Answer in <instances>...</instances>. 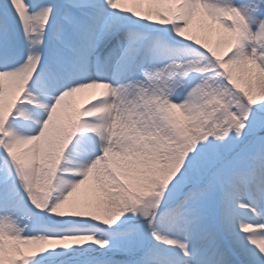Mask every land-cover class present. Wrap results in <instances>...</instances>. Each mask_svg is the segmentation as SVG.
Returning <instances> with one entry per match:
<instances>
[{"label":"snow or ice","instance_id":"1","mask_svg":"<svg viewBox=\"0 0 264 264\" xmlns=\"http://www.w3.org/2000/svg\"><path fill=\"white\" fill-rule=\"evenodd\" d=\"M0 264H264V0H0Z\"/></svg>","mask_w":264,"mask_h":264},{"label":"rangeland","instance_id":"2","mask_svg":"<svg viewBox=\"0 0 264 264\" xmlns=\"http://www.w3.org/2000/svg\"><path fill=\"white\" fill-rule=\"evenodd\" d=\"M139 7L143 8V9H147L148 8V5L147 4H144V5H140ZM215 27V26H213ZM210 39V42H214L215 40V33H212L209 37ZM88 100V94L85 92V93H81V94H78L77 96V101L78 103L80 104H84L86 103Z\"/></svg>","mask_w":264,"mask_h":264}]
</instances>
